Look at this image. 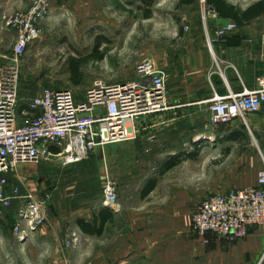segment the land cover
Listing matches in <instances>:
<instances>
[{"label": "crops", "instance_id": "crops-1", "mask_svg": "<svg viewBox=\"0 0 264 264\" xmlns=\"http://www.w3.org/2000/svg\"><path fill=\"white\" fill-rule=\"evenodd\" d=\"M33 1L0 0V55L11 54L1 50L5 36L11 37L13 45L16 39L15 31L5 26L7 18L28 10ZM83 7L100 8L102 0H52L50 10L61 12L65 8ZM54 16L51 13L49 19ZM239 28L241 31H237ZM263 35L264 14L248 25H237L226 39L215 44L217 49L198 50L186 61L179 60V67L184 66L185 74L180 72L182 78L178 90L173 94L169 92L170 103L177 108L149 118L141 137L130 141L131 150L137 152L139 169H151L154 165L160 168V173L145 184L133 203L127 204L120 198L122 208L119 212L106 209L103 199L100 207L91 210L66 213L57 210L56 215H51L54 247L71 243L67 238L72 231L84 236L88 242L99 237L101 264H264V223L253 227L247 237L235 242L209 235L207 243L192 232V216L204 199L258 185V173L264 167V106L261 111L248 114L246 119L201 130L190 145L187 142L179 144L180 137L185 136L181 125L193 121L203 106H207L206 118L210 120L207 99L215 94L240 93L258 86V79L264 76ZM212 60L218 64L219 71L214 69ZM174 157L179 158V163L166 169V163ZM121 158L122 150L118 160ZM149 160L152 163L147 165ZM22 177L25 180L22 179L23 187V183H29L26 176ZM116 178L122 189L123 182ZM151 181H155V186L148 191ZM37 198L50 199L49 195H38ZM102 210L111 211L113 220L105 223L99 235L84 232L78 219L92 220L93 215ZM6 216H0V236L3 238L8 231ZM111 227L114 228L113 237L107 235Z\"/></svg>", "mask_w": 264, "mask_h": 264}, {"label": "rangeland", "instance_id": "rangeland-1", "mask_svg": "<svg viewBox=\"0 0 264 264\" xmlns=\"http://www.w3.org/2000/svg\"><path fill=\"white\" fill-rule=\"evenodd\" d=\"M227 1L243 10L259 0ZM178 2L153 0V5L148 7L139 0H102L100 8L50 10L49 16L51 13L56 16L47 18L43 33L22 60L20 108L44 87L71 89L77 99L83 100L87 89L98 80L111 84L135 79L136 65L144 57L154 59L168 73V95L169 92L173 94L182 78L180 72L185 74L184 66L179 67V60L186 61L198 50L210 51L209 38L217 28L229 22L215 16L203 0L179 7ZM148 8H151L152 16L145 18L144 12ZM5 39L1 50L11 53L13 40L8 35ZM213 48L217 49V46ZM6 61V57L0 55V66ZM212 64L219 71L218 64L213 60ZM74 65H78V72ZM206 109L207 106H203L193 121L181 125L185 136L180 137V145L184 142L192 144L201 130L210 128ZM131 145V142L108 145L96 150L88 159L66 166L57 161L20 165L18 177L26 176L29 184L23 183L22 187V181L12 174L9 190L20 185L23 195H49L50 199L45 202V220L23 240L14 232L19 203L15 201L13 207L6 210L8 231L4 238L0 236V264H101L99 237L88 242L84 236L71 231L73 234L69 233L67 238L71 243L54 247L51 215H56L57 210L66 213L100 207L106 175L115 181L118 177L123 182L120 189L117 181L122 201L127 204L136 201V195L160 173V168L152 165L153 169H139L137 152L131 150ZM121 150L123 158L118 160ZM151 163L149 160L147 165ZM107 235L113 237V227Z\"/></svg>", "mask_w": 264, "mask_h": 264}, {"label": "built area", "instance_id": "built-area-1", "mask_svg": "<svg viewBox=\"0 0 264 264\" xmlns=\"http://www.w3.org/2000/svg\"><path fill=\"white\" fill-rule=\"evenodd\" d=\"M51 1L34 0L28 10L14 13L5 22L15 31L16 39L11 54L5 56L7 61L0 66V216L19 201L14 232L22 240L45 220L47 200L23 195L21 186L8 192L9 177H18L20 165L82 162L100 148L136 141L149 118L177 108L169 100L168 73L154 59L144 57L136 66L135 79L111 84L98 80L87 89L83 100L77 99L71 89L44 87L21 109L22 60L43 33ZM236 28L234 22L217 28L209 38L211 49ZM261 46L264 61V35ZM206 102L210 127L246 119L264 106V76L258 79L256 88L215 94ZM18 178L25 181L22 176ZM104 183L103 206L119 212L122 205L117 181L106 175ZM263 223L264 167L259 170L258 185L204 199L192 216V232L207 243L209 235L235 242Z\"/></svg>", "mask_w": 264, "mask_h": 264}, {"label": "trees", "instance_id": "trees-1", "mask_svg": "<svg viewBox=\"0 0 264 264\" xmlns=\"http://www.w3.org/2000/svg\"><path fill=\"white\" fill-rule=\"evenodd\" d=\"M139 1L146 3L148 7H151V5H153V0ZM199 1L201 0H179L177 6L179 7L181 5H190ZM205 4L207 7L213 9L220 18L231 19L239 26L248 25L253 19L264 14V0H259L251 4L245 10H240L236 5L231 4L227 0H205ZM151 16L152 10L151 8H148L144 12V17L150 18ZM74 70L78 72V65H74ZM76 83L79 84L80 81L76 80ZM178 163L179 158H171L166 163V169H170ZM154 186L155 181H151L150 185L147 188L148 191L152 190ZM148 191H146V193ZM109 220H113V213L109 210H102L99 214H94L92 220L82 218L78 219L77 222L84 232L91 235H99L102 228L105 226V223Z\"/></svg>", "mask_w": 264, "mask_h": 264}]
</instances>
